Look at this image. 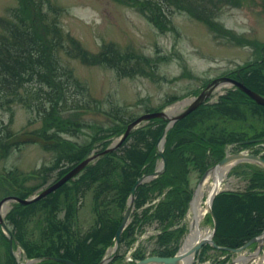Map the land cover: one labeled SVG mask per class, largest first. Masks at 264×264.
I'll return each instance as SVG.
<instances>
[{"label":"trees","instance_id":"16d2710c","mask_svg":"<svg viewBox=\"0 0 264 264\" xmlns=\"http://www.w3.org/2000/svg\"><path fill=\"white\" fill-rule=\"evenodd\" d=\"M119 1L140 10L161 30L172 28L171 14L174 8H178L207 23L217 38L226 37L241 44H254L260 52L259 57L228 74L243 79L249 87L264 94V42L238 37L223 25L216 15L218 9L213 5L216 0ZM49 12L58 13V7L51 0H21L20 6L14 11L16 20L6 21L5 29L0 31V108H10L17 101L29 109L35 108L45 122L44 127L36 133L45 141L52 139L49 137L59 138L63 132L82 126L74 115L100 106L93 102L87 85L74 74L71 67L61 61L58 53L61 49L81 57L86 63H103L124 75L138 72L142 67L147 73H154L157 67V61L152 62L148 56H136L134 52L120 50L113 44H105L103 49L92 52L81 47L71 37V42L77 47L74 53L68 44L69 35L64 36L54 18L53 21L49 20ZM178 97L173 95L167 102ZM248 103H251L249 105L253 106L255 114L262 119V127L258 131L249 134L223 125L225 117L245 119ZM103 111L113 117L117 125L98 127L99 137L84 143L62 137L63 144L69 149L61 150L71 153V163L60 170L57 178L92 153L97 142L101 141V150L106 148L112 141L111 136L120 135L133 119L132 116L126 117L122 113L125 110L120 106L111 111ZM166 123L167 119L163 117L148 120L133 129L122 141L121 147L127 146L130 141L125 155H120L122 158L114 159L118 149L110 151L46 196L27 204L12 203L5 218L12 224L14 241L22 245L28 257L41 258L30 264H68L55 258L56 256L70 258L80 264H97L102 259L107 247L114 243L115 232L126 209L131 187L139 177L154 172L156 168L160 157L157 142ZM6 127L7 124L0 119V151L4 154L8 152L5 150L7 144L18 145L22 142L11 139V131ZM260 136H264V105L256 103L240 88L228 89L217 102L203 103L175 121L167 131L164 147L166 168L149 181L138 185L135 209L141 207L137 210L139 213L143 209L142 215L125 227L121 242L133 243L139 222L156 217L164 227L157 235L160 245L164 246L158 254L173 255L178 250V245L170 246L184 232L179 222L184 217L192 196L189 185L191 164L203 173L225 155L227 143ZM90 187L96 189L94 208L98 218L93 227L81 231L75 225L77 200ZM112 189L116 193L110 195V198L107 192ZM19 190L18 195L27 197L35 188ZM158 196L159 200L145 205ZM111 203L113 207L109 206ZM39 205L43 208L47 225L43 229L45 237L35 241L26 238L25 225L28 215ZM63 207L65 216L62 218L58 211ZM121 209L123 210L119 214ZM212 209L217 221L214 233L217 244L235 248L261 233L264 229V168H253L249 172V183L243 192H219L214 198ZM209 248L212 246L207 244L204 251ZM9 251L11 264H18L11 248ZM220 251L225 253V257L218 259L215 264H224L229 259L230 249ZM133 255L134 258L145 256L139 247L134 250ZM120 257L117 254L112 262Z\"/></svg>","mask_w":264,"mask_h":264},{"label":"rangeland","instance_id":"374dc122","mask_svg":"<svg viewBox=\"0 0 264 264\" xmlns=\"http://www.w3.org/2000/svg\"><path fill=\"white\" fill-rule=\"evenodd\" d=\"M51 1L58 7V13L49 12V20L53 21L54 18L64 36L69 35L68 44L74 53L77 47L71 42V37L77 40L81 47L92 52L103 49L105 44H113L120 50L134 52L136 56H148L152 62L157 61V67L154 73H147L142 67L138 72L124 75L103 63H86L81 57L73 56L61 49L58 52L61 61L71 67L74 74L87 85V91L93 102L99 103L100 106L98 109L82 111L74 115L82 126L63 132L59 138L49 137L52 139L48 141L36 133L38 129L44 127L45 122L35 108L29 109L18 101L10 108H0V119L11 131V139L22 141L18 145L7 144L5 147V150H8L7 154L0 151V200L5 196L18 194L19 189L23 191L34 187L35 190L31 193L34 194L54 181L60 170L71 163V153L61 150L69 149L63 144L62 137L84 143L94 137H99L97 136L100 134L98 127L117 125L113 117L103 110L111 111L120 106L125 110L122 113L126 117L134 118L146 111L160 108L169 111L171 107L178 105L175 111L178 113L186 106L183 101L197 95L213 78L228 74L231 69L259 57L260 52L254 44H241L226 37L217 38L207 23L196 19L182 9L174 8L171 14L172 28L161 30L140 10L119 0ZM215 2L213 5L218 9L217 18L234 34L239 35L238 37L250 38L249 40L257 39L264 42V0H216ZM20 4L21 0H0V31L5 29L6 21L16 20L14 11ZM44 6L47 7V5ZM230 86L231 84H224L218 87L210 96V101L216 100L218 93L225 94V89ZM174 94L183 97L167 104V99ZM249 104L251 103L246 105L245 119L236 120L225 117L223 125L228 129L244 130L249 134L258 131L262 127L260 122L262 119L255 114L253 106ZM119 137L120 135L113 134L111 140L114 141ZM100 142L95 144L92 151L101 150ZM129 145L130 141L127 142V146L121 147L120 144L116 148L118 151L114 159L122 158L120 155H125V149ZM259 146L255 144L247 147L244 152L256 153V148ZM233 149V144L226 146L228 153L235 152ZM214 166L216 164L211 165L209 170ZM259 167L263 169L264 164L257 160L238 161L228 171L224 190L243 192L249 183V172ZM201 174V171L191 164L189 185L192 196L187 213L179 222L184 232L170 247L177 244L179 249L189 232L190 201L201 183ZM95 190L94 187L88 188L77 200L78 213L75 225L81 231L93 227L97 221L98 214L94 208ZM115 193V189H112L107 192V195L113 196ZM205 194L207 197V192ZM7 203L8 207L4 216L13 206L11 201ZM111 205L114 206L113 203L109 204L110 207ZM140 208L135 209L134 207L131 221H135L136 217L141 218L143 209L139 213L137 210ZM64 209L63 207L58 211V215L62 218L65 216ZM207 212L201 225L212 229L210 211ZM44 214L42 206L39 205L34 212L28 215L25 225L26 238L40 241L45 237L43 229L47 221ZM8 224L12 228V224L10 222ZM163 228L162 222L156 217L143 219L135 231L136 241L121 242L115 254L121 257L115 262H112L111 258L105 264L111 262V264H134L132 251L136 245H139L142 254H158L164 247L160 245L157 238L159 230ZM1 231L3 230L0 226V264H11L10 241L3 236ZM14 247L13 252L22 264L38 260L30 261L22 246L16 242H14ZM205 248L206 245L204 250ZM258 249L259 243L257 242L243 250L231 251L229 259L224 264L233 263L240 255L248 257L242 264L263 262L264 245L259 257L252 255ZM204 250L202 252V248L198 249L192 264H215L218 259H221L219 256L224 254L215 247ZM106 252V256L112 254L113 244ZM157 263L160 264L155 261L149 264Z\"/></svg>","mask_w":264,"mask_h":264},{"label":"water","instance_id":"95a60500","mask_svg":"<svg viewBox=\"0 0 264 264\" xmlns=\"http://www.w3.org/2000/svg\"><path fill=\"white\" fill-rule=\"evenodd\" d=\"M223 82H229V83L235 84L236 86L241 88L245 93H247L254 101H256L259 104L264 105V94H262L256 90L252 89L251 87L247 86L246 83L244 82V80H242V79H237V78L231 77L229 75H224V76L213 79L207 85V87L205 89H203L198 95H196L195 97H193V99H191L189 101V103L187 104L185 109H183L179 113L175 114L173 117L168 116V112L165 109L157 110V111H149V112H145V113L139 115L134 120H132L130 123H128L125 132L118 139L113 141L109 146H107L105 149H103L101 151H98V152H95V153L88 155L87 157L82 159L80 162H78L74 167H72L69 171H67L64 175H62L59 179L48 184L47 186H45L44 188L39 190L37 193H35L29 197H21V196L13 194V195L5 196L0 200V224L5 229V231L9 234L11 246H13L14 234H13L12 230L10 229V227L8 226V224L6 223V221L4 219V215L1 212V206L3 205V203L8 202V201H18L20 203L27 204V203H30L36 199H39V198L47 195L49 192L55 190L60 185H62L64 182H66L67 180H69L70 178H72L76 174H78L83 168H85L89 163L94 161L96 158L116 149L133 128L137 127L141 122L148 120L150 118L165 117V118L169 119L166 127L164 128V130H163V132H162V134L158 140V144H160V146L162 147L164 140L166 138L167 129L171 125H173V123L176 120L184 117L185 115H187L188 113H190L191 111L196 109L200 104H202L204 102L205 98L212 92V90L217 85H219ZM259 139L264 140V137L246 139V140H243L242 142H251V141H256ZM159 151H160V154L162 155V159H163L161 166L158 167L154 173L148 174V175H143L140 178H138L130 190V195H129V199H128V206L126 208V211L124 212L121 223H120V225L117 228L116 233H115L116 242L114 245V252H113L112 256L115 254L116 250L118 249L119 244H120V238H121L122 231L129 222L130 214H131L133 206H134L137 186L139 185V183L146 180L148 177H151L152 175H156V174L160 173L166 167V159H165V156L163 153V148H160ZM235 155H240V153H235L232 155L226 154L221 160L218 161L217 164H223V163L229 161L231 159V157L235 156ZM245 158L256 159V160L264 163V158L259 156V155H256V154H248L245 156ZM208 171H209V169H207L203 173V175L201 176V180H203L205 178ZM209 207L211 210V205ZM255 241L260 242V248H261L262 247L261 243L264 241V230L259 235L252 237L243 245H241L237 248H233L232 250H237V251L242 250V249L248 247L250 244H252ZM207 242L213 244L215 247H221L220 245H218L214 241L213 237L211 236L209 238H204V239L200 240L194 246V248H193L194 251H197L204 243H207ZM223 247H225V246H223ZM59 259H62L63 261L67 262L68 264H79L78 262H76L72 259H69V258L60 257ZM107 259L108 258L102 259L98 264H104L107 261ZM179 260H180V255H179V250H178L174 255H149V256H146L142 259L136 260V262L134 264H149L150 262H154V261L160 262V264H178ZM18 264H21V263L19 262ZM260 264H264V261Z\"/></svg>","mask_w":264,"mask_h":264},{"label":"bare ground","instance_id":"6f19581e","mask_svg":"<svg viewBox=\"0 0 264 264\" xmlns=\"http://www.w3.org/2000/svg\"><path fill=\"white\" fill-rule=\"evenodd\" d=\"M189 100L190 99L184 100L183 103L186 104ZM177 107L178 105H174L173 107H171L168 111V116H174L176 114L175 111ZM245 156L246 155L244 154L235 155L232 156L229 161L212 167L205 178L199 184V187L195 191V195L191 201V207L189 209V232L185 237L182 246L180 247V260L178 264H192L196 253L193 249L194 246L200 240L211 237L212 229L209 227H203L201 225V221L209 209L214 193L226 185L225 178L228 175L229 169L235 163L245 158ZM206 192L207 197H205ZM7 207L8 203H3V205L1 206L2 214L5 213ZM246 259H248V257L240 255L238 258H235L234 262L231 264H242Z\"/></svg>","mask_w":264,"mask_h":264}]
</instances>
